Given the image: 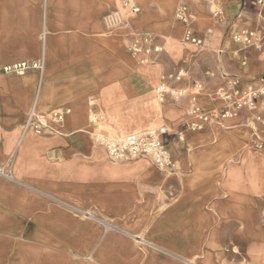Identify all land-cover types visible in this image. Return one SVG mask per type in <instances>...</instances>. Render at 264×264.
I'll return each mask as SVG.
<instances>
[{
  "label": "crops",
  "instance_id": "1",
  "mask_svg": "<svg viewBox=\"0 0 264 264\" xmlns=\"http://www.w3.org/2000/svg\"><path fill=\"white\" fill-rule=\"evenodd\" d=\"M135 2L137 15L121 0H0V264H264V129L250 112L219 119L214 97L233 78L264 81V3ZM181 5L201 49L182 41ZM116 10L125 23L108 29ZM241 30L260 48L234 42ZM134 35L162 47L149 59L158 65L128 53ZM39 61L41 74L1 73ZM180 69L188 78L177 83ZM193 81L214 119L179 141L187 100L159 102L156 88ZM59 109L70 110L61 123L48 117ZM91 109L118 135L165 129L172 172L109 162L92 139ZM32 110L47 126L39 135L23 132Z\"/></svg>",
  "mask_w": 264,
  "mask_h": 264
},
{
  "label": "built area",
  "instance_id": "2",
  "mask_svg": "<svg viewBox=\"0 0 264 264\" xmlns=\"http://www.w3.org/2000/svg\"><path fill=\"white\" fill-rule=\"evenodd\" d=\"M259 4L264 0H258ZM121 8L128 14L137 15L140 8L135 0H121ZM174 19L184 28L182 41L186 44L203 48L204 41L194 33L192 29L193 16L185 5L179 6L174 13ZM105 23L111 27L125 23L118 13H112L105 18ZM232 40L248 48H260L261 39L253 31L241 30L232 35ZM130 55H142L143 62L148 63L152 55L162 52V47L155 43V39L148 35H134L127 46ZM44 69V62H21L7 65L1 69L4 75L22 76L29 70H37L41 74ZM172 79L181 83L188 78V74L180 69ZM202 90V84L193 81L186 88H173L161 84L156 88V96L159 102H163L166 96L174 101L187 100L186 113L188 121L181 130L177 132L179 141H183L186 133H198L214 119V113L206 112L198 106V96ZM214 97L221 102L216 115L219 119H230L241 112L253 114V121L264 129V81L246 83L240 79L228 80L224 86L218 88ZM70 114L69 109L51 111L48 117L54 122L61 123ZM89 124L92 126V139L96 146L102 149L107 160L114 164L146 161L159 172L168 174L174 168V160L168 146L162 137L166 134L165 129L155 131H144L128 135L114 134L102 114L89 110ZM47 126L40 121L34 110H32L23 126V132L32 130L34 134H41ZM262 144L257 148L262 149Z\"/></svg>",
  "mask_w": 264,
  "mask_h": 264
},
{
  "label": "rangeland",
  "instance_id": "3",
  "mask_svg": "<svg viewBox=\"0 0 264 264\" xmlns=\"http://www.w3.org/2000/svg\"><path fill=\"white\" fill-rule=\"evenodd\" d=\"M115 13H118L120 16H121V18L122 19H124V16H123V14H125V12H119V11H114ZM110 14H112V13H109V14H107L106 16H108V15H110ZM107 25V24H106ZM123 25L122 24H118V25H116V26H113V27H111V26H109V25H107V27L108 28H115V27H117V28H121ZM244 47V46H243ZM246 48V47H245ZM248 48V47H247ZM63 50H64V48H63ZM62 49H61V52L63 51ZM56 51H57V53H61V52H59L60 51V48H56ZM144 58H142V60H143ZM142 66H155V65H158V63L157 62H153V63H150V62H148V63H142L141 64ZM160 67V66H159ZM157 84V83H156ZM156 86V85H155ZM187 118H188V116H187ZM114 128V127H113ZM115 131V132H114ZM114 131H112V132H114V134H118V132L117 131H119V129H118V127H115L114 128Z\"/></svg>",
  "mask_w": 264,
  "mask_h": 264
},
{
  "label": "bare ground",
  "instance_id": "4",
  "mask_svg": "<svg viewBox=\"0 0 264 264\" xmlns=\"http://www.w3.org/2000/svg\"><path fill=\"white\" fill-rule=\"evenodd\" d=\"M106 18V17H105ZM104 22H105V19H104ZM105 25H106V23H105ZM106 27H107V25H106ZM108 28V27H107ZM115 28H117V27H115ZM115 28H111V29H115ZM108 29H110V28H108ZM135 56H138V55H135ZM142 61V63H144L143 62V60H141Z\"/></svg>",
  "mask_w": 264,
  "mask_h": 264
}]
</instances>
